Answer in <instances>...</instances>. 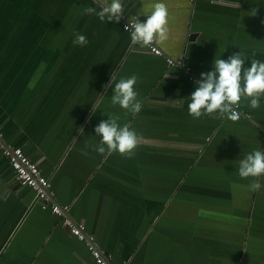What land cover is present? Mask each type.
<instances>
[{
	"label": "crops",
	"instance_id": "obj_1",
	"mask_svg": "<svg viewBox=\"0 0 264 264\" xmlns=\"http://www.w3.org/2000/svg\"><path fill=\"white\" fill-rule=\"evenodd\" d=\"M156 2L123 0V13L144 22ZM163 2L168 39L155 42L180 64L133 44L120 21L87 14L99 11L93 0H0V36L10 23L33 45L23 59L16 42L0 45V136L38 163L52 200L84 222L113 264H264V175L238 173L242 158L264 151V97L257 109L242 98L249 117L235 122L188 111L194 81L215 58L240 52L244 68L264 62V0ZM76 33L86 45H73ZM133 74L135 115L111 102L115 83ZM114 115L135 130L134 155L145 160L94 150L95 127ZM0 264H93L1 151Z\"/></svg>",
	"mask_w": 264,
	"mask_h": 264
},
{
	"label": "clouds",
	"instance_id": "obj_2",
	"mask_svg": "<svg viewBox=\"0 0 264 264\" xmlns=\"http://www.w3.org/2000/svg\"><path fill=\"white\" fill-rule=\"evenodd\" d=\"M99 4L96 7H87L85 12L96 15L101 22H119L123 14V0H93ZM146 21L141 22L138 16L128 19L125 31L130 33L131 42L141 46H148L154 40L164 42L168 39V8L163 0L154 3ZM73 45L87 44L86 36L76 33ZM245 60L240 52L229 56L227 60L214 59L212 70L200 74V80L194 81L195 90L191 93L188 103L189 115L194 119L215 112L226 116L233 122L239 119L234 106L238 107L241 99L248 100L252 109L260 107L261 98L264 97V62L251 60V66L244 68ZM138 77L136 74L128 78H121L115 83L111 102L113 106L119 105L122 109L133 115L141 111V103L137 100L138 93L134 90ZM113 85V81L111 82ZM110 85V86H111ZM102 120L94 131L101 139L94 146V150L103 155L107 149L109 154L118 152L122 156L131 158L138 146L139 137L128 124L121 126L119 116H108ZM106 146V147H105ZM88 147V145H86ZM87 155V152H82ZM238 173L241 178L259 177L264 175V151L253 150L239 161ZM250 190L258 191L261 184L252 182Z\"/></svg>",
	"mask_w": 264,
	"mask_h": 264
},
{
	"label": "built area",
	"instance_id": "obj_3",
	"mask_svg": "<svg viewBox=\"0 0 264 264\" xmlns=\"http://www.w3.org/2000/svg\"><path fill=\"white\" fill-rule=\"evenodd\" d=\"M120 23L122 28L125 29L128 24V19L124 13L121 16ZM146 48L150 53L164 57L169 65L180 64V61H176L170 56H167L156 44L155 40L152 44L146 46ZM234 110L238 115L249 117L240 106H234ZM0 151L8 160L9 165L14 172L16 181L21 185L33 189L35 198L39 201V205L42 209H46L49 206L50 211L54 215L63 219V224L68 227L71 235L85 244L86 249L92 258L93 264H113L111 254L104 253L96 245L93 238L85 232L84 222L73 221L66 216L68 206L57 204L52 200V196L48 192L49 179L42 173L38 163L30 159L20 146L6 143L1 136Z\"/></svg>",
	"mask_w": 264,
	"mask_h": 264
},
{
	"label": "rangeland",
	"instance_id": "obj_4",
	"mask_svg": "<svg viewBox=\"0 0 264 264\" xmlns=\"http://www.w3.org/2000/svg\"><path fill=\"white\" fill-rule=\"evenodd\" d=\"M34 13H37V11L35 9L33 11V14ZM7 15H8V13H7ZM7 15H6V17H7ZM31 17H33V16L31 15ZM24 22H26V17H23V20L20 21V23H24ZM8 24H10V23H6L5 28L1 32L0 45L5 46V47H9L10 45H13V44L15 45V42H16L15 51L16 52L18 51V53L16 54V58H20V59L26 58L27 57L26 50L29 51V49H32L33 45L28 43V42H26V36L23 35V34H26V33H25V31L23 29H19V30L15 31V25H13L12 27H10V26L8 27ZM14 37H16V40L12 39ZM37 40H38V38H37ZM22 51L24 52L23 54H21ZM16 52H13V54H15ZM36 56H40V54L37 53ZM4 62H8V60L4 59ZM0 72H1V69H0ZM67 73L65 75H67ZM10 76L13 78L14 77L13 73H10ZM15 77L16 78H14V80H17V81L20 80V79L19 80L17 79V78H20L17 75H15ZM138 158L142 159V160L146 159V157L143 156V153H142L140 157H139V155H133L130 158V160L131 161H138L137 160Z\"/></svg>",
	"mask_w": 264,
	"mask_h": 264
},
{
	"label": "water",
	"instance_id": "obj_5",
	"mask_svg": "<svg viewBox=\"0 0 264 264\" xmlns=\"http://www.w3.org/2000/svg\"><path fill=\"white\" fill-rule=\"evenodd\" d=\"M139 18H141V17H139ZM142 19V18H141ZM141 19H139L140 21H141ZM190 37H191V35H190ZM67 215H68V213H67ZM69 216V215H68Z\"/></svg>",
	"mask_w": 264,
	"mask_h": 264
},
{
	"label": "trees",
	"instance_id": "obj_6",
	"mask_svg": "<svg viewBox=\"0 0 264 264\" xmlns=\"http://www.w3.org/2000/svg\"><path fill=\"white\" fill-rule=\"evenodd\" d=\"M240 106V105H239ZM241 108V107H240ZM239 117H241V116H244V115H238Z\"/></svg>",
	"mask_w": 264,
	"mask_h": 264
}]
</instances>
